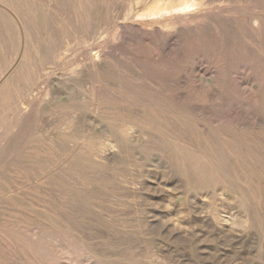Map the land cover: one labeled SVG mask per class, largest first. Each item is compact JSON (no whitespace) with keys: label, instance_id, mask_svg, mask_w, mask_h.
<instances>
[{"label":"rangeland","instance_id":"obj_1","mask_svg":"<svg viewBox=\"0 0 264 264\" xmlns=\"http://www.w3.org/2000/svg\"><path fill=\"white\" fill-rule=\"evenodd\" d=\"M166 1L0 0V264H264V0Z\"/></svg>","mask_w":264,"mask_h":264},{"label":"bare ground","instance_id":"obj_2","mask_svg":"<svg viewBox=\"0 0 264 264\" xmlns=\"http://www.w3.org/2000/svg\"><path fill=\"white\" fill-rule=\"evenodd\" d=\"M204 3L205 0H169L164 2L163 4L149 5L144 10V15L150 17H158L163 13H170L167 16L160 17V20H157V23L192 22L203 13L202 6L204 5ZM26 34L27 33L25 31L22 32L21 37L23 38V41L27 40ZM25 43L26 45H22L17 49L19 50L17 53L18 55L16 57V61L12 67L13 70L10 75L7 78H2L0 80V97L5 99V102L0 106V110L11 109L14 103H16V100L21 91L25 89L30 76L34 74L36 69H38L45 61L43 57H40V59L35 64L33 62V59L31 58L32 54L29 53L31 55L29 56L27 52L28 41ZM46 95L47 94H45L44 97H46ZM35 105V99L30 98L23 101L22 106L18 108L16 107L15 123L10 125V129L19 127V123L23 120L27 112H29L28 107H34ZM2 122L3 120L0 119V124Z\"/></svg>","mask_w":264,"mask_h":264}]
</instances>
